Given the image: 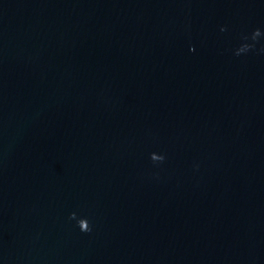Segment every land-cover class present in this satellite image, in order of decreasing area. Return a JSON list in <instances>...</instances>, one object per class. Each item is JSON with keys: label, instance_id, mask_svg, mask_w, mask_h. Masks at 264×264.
<instances>
[{"label": "water", "instance_id": "95a60500", "mask_svg": "<svg viewBox=\"0 0 264 264\" xmlns=\"http://www.w3.org/2000/svg\"><path fill=\"white\" fill-rule=\"evenodd\" d=\"M0 264H264L249 0H0Z\"/></svg>", "mask_w": 264, "mask_h": 264}]
</instances>
